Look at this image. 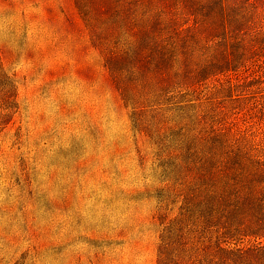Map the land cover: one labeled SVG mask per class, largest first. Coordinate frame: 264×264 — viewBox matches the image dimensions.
<instances>
[{"label": "rangeland", "instance_id": "rangeland-1", "mask_svg": "<svg viewBox=\"0 0 264 264\" xmlns=\"http://www.w3.org/2000/svg\"><path fill=\"white\" fill-rule=\"evenodd\" d=\"M0 64L15 86L5 102L0 80V264H158L167 156L133 127L74 1L0 0Z\"/></svg>", "mask_w": 264, "mask_h": 264}, {"label": "trees", "instance_id": "trees-1", "mask_svg": "<svg viewBox=\"0 0 264 264\" xmlns=\"http://www.w3.org/2000/svg\"><path fill=\"white\" fill-rule=\"evenodd\" d=\"M73 1L133 127L167 156L157 263L264 264V129L234 119L264 125V0ZM0 80L11 102L1 64Z\"/></svg>", "mask_w": 264, "mask_h": 264}]
</instances>
